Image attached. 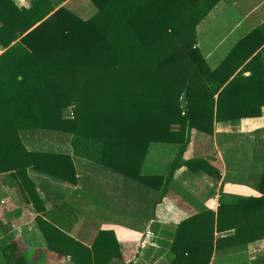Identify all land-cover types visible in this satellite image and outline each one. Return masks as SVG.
Instances as JSON below:
<instances>
[{"label": "trees", "instance_id": "16d2710c", "mask_svg": "<svg viewBox=\"0 0 264 264\" xmlns=\"http://www.w3.org/2000/svg\"><path fill=\"white\" fill-rule=\"evenodd\" d=\"M66 1L31 0L26 8L0 0V174L23 177L30 169L74 184V159H81L96 172L124 177L131 188H151L158 180L162 197L184 166L219 178L205 158H183L193 130L213 136L215 123L263 116L264 25L213 70L196 47L197 26L219 0H90L96 13L87 20L62 6ZM239 138L216 137L225 145L223 183L247 177L261 196L222 194L217 215L202 211L182 222L174 229L171 264H210L225 256L240 262L237 254L264 239V130L251 141ZM46 139L69 142L72 154L25 145ZM152 143L178 146L166 178L142 174ZM78 193L51 188L49 199L72 218ZM36 220L49 251L72 264L122 258L113 231H98L88 247ZM8 232L0 221V238ZM0 264L34 263L12 242L0 249ZM250 264H264V252Z\"/></svg>", "mask_w": 264, "mask_h": 264}, {"label": "crops", "instance_id": "0c3cea01", "mask_svg": "<svg viewBox=\"0 0 264 264\" xmlns=\"http://www.w3.org/2000/svg\"><path fill=\"white\" fill-rule=\"evenodd\" d=\"M15 2L19 7L30 6L28 0ZM263 25L264 0H219L197 26L196 47L214 70L240 40ZM4 51L0 49V55ZM262 54L264 70V52ZM249 75L245 73V76ZM263 130L264 108L261 118L215 123L213 136L193 130L183 159L205 158L220 171V177L208 176L202 171L194 173L184 166L175 172L169 192L164 197L158 188V180L151 181L152 189L131 188L124 177L96 172L95 166L81 159H74L78 171V182L74 184L30 169L23 177L15 172L0 174V221L9 226V232L0 238V249L15 242L31 263L72 264L68 257L49 251L41 224L36 220L40 216L88 247L98 231H113L122 251V258L115 264H171L175 258L170 248L174 229L182 222L202 211L217 215L222 194L241 198L261 196L247 177L234 176L223 183L227 173L223 154L225 145L218 146L216 137L224 134L252 137ZM221 140L225 143L223 137ZM25 145L31 150L53 146L72 154L69 142L46 139L26 141ZM177 152V145L152 143L142 174L166 178ZM30 182H33L32 188ZM51 188L65 193L82 192L78 193V200L72 207L76 213L72 218L65 217L54 208L49 199ZM32 194L36 196L37 204L31 198ZM79 210L90 213V216L77 214ZM218 236L216 233L215 237ZM262 252L264 239L249 244L248 251L237 254L240 262L228 263L225 261L228 256H225L215 263L212 260L210 264H250Z\"/></svg>", "mask_w": 264, "mask_h": 264}, {"label": "rangeland", "instance_id": "374dc122", "mask_svg": "<svg viewBox=\"0 0 264 264\" xmlns=\"http://www.w3.org/2000/svg\"><path fill=\"white\" fill-rule=\"evenodd\" d=\"M28 1L30 2L31 0ZM62 6L67 7L69 10L84 20L91 18L96 13V7L90 2V0H67L62 4ZM244 139L245 136H242L238 140L243 141ZM253 139H255V135L249 138L250 141Z\"/></svg>", "mask_w": 264, "mask_h": 264}]
</instances>
